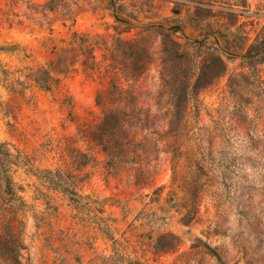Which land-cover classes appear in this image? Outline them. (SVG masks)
<instances>
[{
	"label": "rangeland",
	"instance_id": "rangeland-1",
	"mask_svg": "<svg viewBox=\"0 0 264 264\" xmlns=\"http://www.w3.org/2000/svg\"><path fill=\"white\" fill-rule=\"evenodd\" d=\"M0 264H264V0H0Z\"/></svg>",
	"mask_w": 264,
	"mask_h": 264
}]
</instances>
